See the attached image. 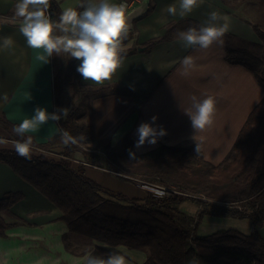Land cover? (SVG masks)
Instances as JSON below:
<instances>
[{
    "label": "trees",
    "instance_id": "1",
    "mask_svg": "<svg viewBox=\"0 0 264 264\" xmlns=\"http://www.w3.org/2000/svg\"><path fill=\"white\" fill-rule=\"evenodd\" d=\"M222 1L234 11L249 6L264 7V0ZM84 2L81 0L80 5ZM152 2L148 13L153 10ZM80 5L78 10H82ZM62 10L61 2L50 0L52 19L58 20ZM185 22L171 23L162 40H172L173 29ZM249 24L260 41L245 42L226 32L223 38L227 62L251 71L264 91V22ZM134 33V30L128 31L122 46L134 38ZM232 39L239 45H232ZM158 41L144 46L149 49ZM137 51V48L124 50L122 56ZM80 63L64 56L52 113L67 108L70 114L67 119L55 121L59 133L47 143H37L34 136L25 134L33 137L31 160L18 156L14 149L12 141L21 139L13 132L16 124L0 119L11 133L8 146H0V162L10 166L18 177L61 211L60 219L69 228L63 236L65 249L80 257L87 254L106 257L115 252L93 245L96 241L109 247L144 251L148 255L144 264H189L190 261L193 264H264V236L259 230L264 226V97L250 113L234 146L219 165L206 161L200 150L197 153L199 143L194 140L175 146L161 145L137 154L130 136L116 147L109 139H92L88 124L93 102L104 90L133 95L134 89L89 84L77 71ZM61 128L76 137L83 134L85 139L66 146L60 139ZM79 154L83 156V163L77 164ZM93 160L105 161L110 170L136 183L163 185L174 188L177 193L157 197L148 192L144 198L114 193L87 176L86 163ZM23 198L21 193L10 192L0 199V237L5 238L9 229L22 223L12 209ZM185 201L198 204L200 212L196 217L179 210ZM206 216L249 219L250 233L227 229L201 235L199 226ZM73 236L85 237L88 243H76Z\"/></svg>",
    "mask_w": 264,
    "mask_h": 264
},
{
    "label": "crops",
    "instance_id": "2",
    "mask_svg": "<svg viewBox=\"0 0 264 264\" xmlns=\"http://www.w3.org/2000/svg\"><path fill=\"white\" fill-rule=\"evenodd\" d=\"M5 2H0V11L6 12L0 15V37H12L13 44L9 48L0 47V94L8 95L6 103L0 102V119L4 118L18 125L23 119L31 118L37 107L46 108L52 113L58 89V74L65 55L54 53L48 57L43 50L29 48L19 32L20 20L14 16L15 3ZM176 2L177 0H156V7L159 8L155 15L134 23V38L123 49H133L134 40H137V50H148L144 46L147 42L140 43L141 31L147 26L159 25L165 20L163 29L170 23L185 20L203 25L212 11L229 17L230 28L227 33L245 42L260 41L253 26L241 19L222 0H202L184 18L179 15L165 17L164 9ZM183 25L173 30V40L157 46L150 56L145 57L142 52L137 51L135 55L123 57L121 67L110 80L100 84L85 80L96 86L131 87L135 90L133 95L109 90L94 100L93 110L88 117L92 139H109L113 146L118 147L130 136L137 154L150 152L161 145L175 146L194 140L199 143L206 161L213 165L223 162L250 113L263 99L264 91L251 71L227 62L223 37L222 44L214 43L208 49H200L198 46L185 48L177 37L183 31ZM156 36L155 34L154 37ZM40 55H45V59H39ZM189 55L195 58L196 66L190 70L189 75L183 76L178 71L180 61ZM134 63H140L143 69L135 67ZM145 82L152 84L149 91L144 90ZM192 95L201 99L211 95L217 101L212 125L198 132L192 127L191 120L184 111L191 106ZM154 116L158 119L152 126L158 129L162 127L167 135L158 137L155 145L146 143L136 147L137 129L142 123H152ZM58 133L57 123L49 121L40 125L35 132L27 134L34 136L37 143L44 144ZM0 137L10 142L11 133L1 123ZM82 157L77 155V159ZM10 192L23 194V200L17 203L20 206L25 204L24 201L29 196H34L38 203L31 204V214L43 216L39 221L22 222L9 229L5 238L0 237V264H86L89 254L75 256L65 249L63 236L69 232V228L60 219L61 211L44 203L37 195L40 194L38 191L18 177L10 166L0 162V199ZM13 214L19 217V214ZM8 220L13 221L11 218ZM72 240L81 244L88 243L76 236ZM92 244L125 254L131 264H144L148 257L144 251L125 246L109 247L96 241Z\"/></svg>",
    "mask_w": 264,
    "mask_h": 264
},
{
    "label": "clouds",
    "instance_id": "3",
    "mask_svg": "<svg viewBox=\"0 0 264 264\" xmlns=\"http://www.w3.org/2000/svg\"><path fill=\"white\" fill-rule=\"evenodd\" d=\"M202 3V0H177L168 5L164 11L175 17L184 18L187 14ZM178 5V7H177ZM50 0H17L14 16L19 18V32L26 40L29 48L43 50L48 57L54 53L75 58L81 63L77 71L86 81L97 84L110 80L123 63L124 51L122 42L129 31V18L126 3H113L111 0H85L76 7H65L58 20L51 18L49 13ZM229 17L217 11L208 14V19L200 27H190L178 33L180 41L185 48L198 46L208 49L214 43H223L222 37L229 30ZM13 44L12 37H0V47L9 48ZM39 59L44 60L45 55ZM181 75L187 76L193 69L195 58L185 56L180 61ZM191 106L184 110L190 118L192 127L198 132L211 126L216 112V99L207 95L203 99L196 95L190 97ZM8 101L7 93L0 94V102ZM70 110L58 109L56 113H49L46 108L37 107L31 118H25L13 128L20 140L12 141L18 156L31 160L33 151V137L26 133L35 132L40 125L49 121L67 119ZM158 117H152V123H142L137 129L138 142L136 147L158 142V137L167 135L161 128L152 126ZM61 142L75 145L85 139L81 134L76 137L67 130L60 129ZM195 139V137H194ZM8 140L0 137V146H6ZM199 145L196 152H199ZM130 155L135 157L134 153ZM86 264H131L125 254L119 252L109 253L105 256L92 255L86 257ZM193 264V262H189Z\"/></svg>",
    "mask_w": 264,
    "mask_h": 264
},
{
    "label": "rangeland",
    "instance_id": "4",
    "mask_svg": "<svg viewBox=\"0 0 264 264\" xmlns=\"http://www.w3.org/2000/svg\"><path fill=\"white\" fill-rule=\"evenodd\" d=\"M1 1H3V2L11 1L15 4L17 3V0H0V2ZM57 1L62 3V9L65 7H69V6L77 8L81 3V0H57ZM120 1L121 0H111V2H113V3H119ZM152 5H153V10L150 13H147L146 15H144L143 17L138 18L135 22L149 19L153 15H155L157 8H159V7H156V0H153ZM236 12L239 15V17L241 19H243L245 22H247V21L251 22V23H263L264 22V7H262V6H257V7L249 6L246 8L243 7V8H239ZM2 14H6V12L0 11V15H2ZM166 16H170V15L167 12H165V17ZM233 18H234V16H233ZM185 21L186 22L183 25V27H184L183 31H186L190 27H197V28L200 27V26H197V24L194 21H191V22H189L187 20H185ZM165 23H166V20L163 23H160L159 25L154 24V25L147 26V27L142 29V31H141L142 37L140 38V43H142V42L149 43V42L159 40L155 45L151 46L145 52L141 51L145 57L150 56L152 54L153 50L157 46H159V45L163 46V45L168 43L166 40H162V39L165 36H167L168 33L166 32V30H168V27L171 23L169 25H167L165 27V29H163V26ZM133 29H134V25H133ZM163 30H165V31H163ZM173 30H176V29H173ZM173 32L170 34V38L172 40L174 39V36H175V33H173ZM155 34L157 35L156 37H154ZM177 37H179V36H177ZM230 41H231L232 45H239V44H237L239 42H237L235 39H232ZM136 47H137V40H134V48H136ZM139 49L140 48H138V51H139ZM129 56H132V55H129ZM134 66L141 69V70L143 69V67L140 63H134ZM150 82L153 83L151 81V79H150ZM150 82L144 83V85H143L144 90L149 91L151 89L152 84ZM107 91H109V89L104 90L103 93H106ZM66 101L68 102V97H66ZM91 147L94 148V145L91 144ZM38 150H42V149H38ZM42 151L47 152L45 150H42ZM82 161H83V157L75 160V162L77 164L83 163ZM86 165H88L87 176L90 179L98 182V184H100L104 188H106V189H108L114 193H119V194H122L124 196L131 197V198H133V197L144 198L148 193L147 190L142 188L139 183H136L131 179L125 178L124 176H122V174H118V173L110 170L109 164L106 163L105 161H98V160L94 161L93 160L90 164L86 163ZM100 165L104 166V167H100ZM92 173H94V174H92ZM37 195L40 197V199H42V201H44V203H47L48 205L52 206V204L47 199H45L43 196H41L40 194H37ZM33 202L38 203L37 199L31 195L24 201V203H25L24 205L20 206L21 204H17L16 206L13 207L12 211L19 214L18 218H19L20 222H32V221H39L42 219L43 215H41V214H38V213L31 214V211H32L31 204ZM43 208H44V206L42 207V209ZM179 210L181 212H183L184 214L196 217L198 215V213L200 212V207L198 206V204H196L194 202L185 201L180 205ZM227 229H234V230H238L240 232H243L245 234H249L250 230H251V220H249V219L241 220L239 218H235V217H231V216L230 217L206 216L202 220V222L199 226L198 232L201 235H209V234L215 233L217 231L227 230ZM259 230L262 233V235L264 236V226L259 228ZM76 237H77V239L87 241V238H85V237H81V236H76ZM82 244H84V243H82Z\"/></svg>",
    "mask_w": 264,
    "mask_h": 264
},
{
    "label": "built area",
    "instance_id": "5",
    "mask_svg": "<svg viewBox=\"0 0 264 264\" xmlns=\"http://www.w3.org/2000/svg\"><path fill=\"white\" fill-rule=\"evenodd\" d=\"M144 0H121L119 3H126L127 4V14L141 5V3ZM142 188L147 190V192L153 193L157 197H164L167 195L175 194L177 191L174 188H169L163 185H158V184H152L148 182H140L139 183Z\"/></svg>",
    "mask_w": 264,
    "mask_h": 264
},
{
    "label": "water",
    "instance_id": "6",
    "mask_svg": "<svg viewBox=\"0 0 264 264\" xmlns=\"http://www.w3.org/2000/svg\"><path fill=\"white\" fill-rule=\"evenodd\" d=\"M151 0H144L141 5L133 9L128 13L129 18V31L133 30L134 22L140 18L146 15L150 9ZM146 48H140L139 51H144Z\"/></svg>",
    "mask_w": 264,
    "mask_h": 264
}]
</instances>
